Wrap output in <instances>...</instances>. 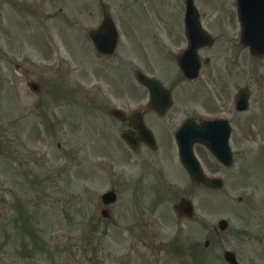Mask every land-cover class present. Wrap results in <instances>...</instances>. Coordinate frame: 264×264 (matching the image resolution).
Wrapping results in <instances>:
<instances>
[{
    "label": "rangeland",
    "instance_id": "obj_1",
    "mask_svg": "<svg viewBox=\"0 0 264 264\" xmlns=\"http://www.w3.org/2000/svg\"><path fill=\"white\" fill-rule=\"evenodd\" d=\"M0 2L4 3L2 12L6 18L11 14L9 4ZM53 2L50 0L49 5ZM103 2L112 8L113 16L117 14L115 20L122 34L116 55L109 59L99 58L88 37V31L100 26L102 21L100 0H66L62 15L52 14L45 29L41 10L35 11L39 14L35 21L41 18L39 23L43 26L35 28L32 45L35 51L31 60L40 70H50L49 62L54 66L51 70L56 69L50 72L51 80L68 93L60 102V110H37L29 105L19 112L13 109L12 91L19 86L11 84L15 80L11 75L14 64L0 55V89L4 93V100H0V137L4 144L0 159V264H225L223 253L232 249L245 264H264V59L252 58L242 48H239V66L234 71L241 72L243 83L254 77L252 90L256 110L260 113L261 133L253 143L239 146L244 153L227 171L225 194L195 192L197 217L189 224L193 233L177 234V217L165 203L154 216L147 215L143 219H151L152 223L158 221L153 223L160 232L157 237L143 236L146 229L129 207L120 208L123 217L113 226L108 221L98 226L92 219L95 212L101 217L100 211L97 212L98 202L102 194L109 191V166L117 165L120 173L128 170L131 182H141L134 177L140 164L123 163L125 152H104L106 141L98 138V134L106 126H102L105 117L94 122V108L89 104L94 101L93 92L100 88L103 92L115 93V100L109 102L123 103L118 100L120 97L131 105L141 102L145 90L136 80L135 72L146 70L141 62L142 50L146 48L144 39H148L150 31L156 35L155 39L165 37L163 21L144 25L140 18L142 0ZM207 12L210 15V10ZM11 15L16 17V24L20 23L23 15L14 12ZM13 23L9 26L14 32L16 24ZM143 26L146 36L142 34ZM19 44L27 52L26 44ZM49 49L51 54L45 52ZM234 63L230 61L232 67ZM152 64L164 67L163 61L157 58ZM9 91L11 98L10 93H6ZM104 96L100 95L104 98L100 100L102 103L106 101ZM77 98H83L82 109ZM17 113L22 119L20 130L14 127ZM78 120L81 126L75 132ZM94 123H98L97 128ZM17 134L20 142V156L15 157L17 164L28 152H37L31 178L25 166L15 165ZM94 136L99 142L95 147ZM64 139L65 147L58 148V142ZM111 141L114 146L113 137ZM77 146L81 149L79 155L74 152ZM246 148L254 150L249 153ZM17 218L20 221L17 222ZM221 219H227L230 226L217 235L214 226H218ZM132 223H137L138 227L133 228ZM130 225L135 230L134 237L126 231ZM106 226H111V231L104 234ZM182 226L188 230L186 224ZM93 227L98 232L92 230ZM146 234L149 236V230ZM206 240H209L208 247H205Z\"/></svg>",
    "mask_w": 264,
    "mask_h": 264
},
{
    "label": "flooded vegetation",
    "instance_id": "obj_2",
    "mask_svg": "<svg viewBox=\"0 0 264 264\" xmlns=\"http://www.w3.org/2000/svg\"><path fill=\"white\" fill-rule=\"evenodd\" d=\"M2 1L9 4L11 11L9 13L22 14L24 16L22 20L25 21V23L20 21L16 24V17L14 19L11 14L4 18L2 12L4 3L0 2L2 13L0 14V55L2 58L13 61L15 70L11 75L15 80L11 84L19 85L15 91H12L14 94L13 109L19 112L21 108L29 105L37 110H60L62 106L60 102L67 93L65 88L56 87L57 82L51 80L52 73L50 72H54L56 69L48 70L45 68L40 70L31 60V57L34 56L33 52L35 51L32 45L35 43L36 36L37 22H35V16L38 14L35 12L36 9L41 10V14L45 18L44 26H48L47 22L52 14L62 15L64 7H66V0H52L54 1L53 7L49 5L50 0ZM142 1L140 18L144 25H155L157 22L163 21L165 32L164 38L155 39L156 35L150 31L148 39H144L147 43L142 57L145 71L149 75L161 79L164 86L170 89L173 102L167 108L163 104L151 103L150 94L146 88H143L145 91L142 101L136 106L124 102V97L118 98L120 101L123 100V103L109 102L110 99L115 100V96H113L115 93L112 95L103 92L101 89L93 93L94 115L96 116L94 121H100L99 116L105 117L102 119V126H106L102 127L98 134V138H103V142L106 141L105 146H102L104 152L107 154L112 151L113 154L125 152L123 163H132L135 166L140 164L141 168L138 169V174L134 177L140 179L141 182L139 184L131 182L130 173L123 169L124 167L121 168L123 172L120 173L117 165L116 167L112 165L111 168L109 166V173L111 174L110 187L107 192L113 193L114 199L107 204L101 198L98 202L97 211H100L101 217L97 216L95 212L92 219L98 226H101L103 221H108L113 226V224L120 223V219L123 217L120 208L129 207L130 212L137 216L139 222L142 221L141 224L146 229L143 236L157 237L160 232L153 223L156 224L158 221L154 220L152 223L151 219L150 221L143 219L147 215L154 216L165 203L172 207L177 217L179 226L177 234L186 232L190 234L192 229H189V224L194 222L195 218L181 217L178 212L176 213L174 207L183 199L194 201L197 190L204 192L214 190L193 179L185 168L180 158L177 133L182 129V126H185L184 124H187L184 133L187 132L189 135L185 137L186 139L193 140V138L201 137L203 133L202 137L215 142L216 148L220 149L221 152H224L227 147L230 148L233 154V166L228 168L214 157L209 147L199 142L193 145V151L201 162L205 176L209 178L222 176L225 186H227V171L235 166L237 157L244 153L242 146L246 143H253L261 133L259 127L260 113L256 110L252 90V86H255L254 77H250L249 81L243 83L241 72L234 71L239 66V48L248 51L252 58L258 60L264 59V55L252 54L251 50L242 42V24L239 18L238 0H195L203 33H191L190 36H198L194 40L189 38L185 21L187 0ZM207 10H210V15ZM114 18L118 19L116 13ZM13 21L16 24L14 32L9 26L14 24ZM20 32H22L21 36H19ZM145 32L146 28L143 26L142 34L144 36H146ZM19 42L22 45L26 44L27 52L24 47L20 46ZM193 42L202 45L196 52L194 51V55L196 53L200 64V77L195 81H187L178 66V59ZM45 52L51 54V49ZM113 57L104 56V58ZM156 58L158 61H163L164 67L152 64ZM63 61L66 63L64 58ZM230 61L235 62L233 67L230 65ZM150 69L153 71H148ZM160 74H163L164 77L161 78ZM33 83L38 84V87L35 88L38 92L32 90ZM180 85L183 87L180 88ZM102 94L106 95V97L104 96L106 101L103 103L100 102L104 99L100 97ZM21 95L24 96L21 97ZM240 96L244 97L240 99ZM243 98L248 101L246 110H241L238 107L239 101L240 106L244 105ZM49 104L51 106L48 109ZM217 120L218 122H215ZM140 122L145 124L152 136L141 134L138 127ZM14 123V127L20 130L22 119L19 113H17ZM97 124L95 123V128H97ZM125 136L133 140L134 148L125 140ZM94 137L96 140L97 137ZM112 137L115 140L114 146L111 141ZM18 138L17 134L14 143L16 144L14 148L15 165L17 164L15 157L20 156ZM63 142H66V139L58 142V148L63 149L65 147ZM96 142L91 145L95 147L99 143L98 140ZM246 150L252 153L254 148H246ZM75 152L79 155L81 153L80 147L78 150L75 149ZM20 158L17 167L25 166L32 176V166L35 165L33 158H36V152H28L25 158ZM73 158L77 162V157ZM62 172H65V169ZM130 216L134 219L132 214ZM184 224L188 228L186 231L184 230L185 226H182ZM132 225L134 228L137 223H132ZM111 226H106L107 230L103 231L104 234L111 231ZM128 229L126 231L134 237L136 235L135 230L132 229L131 225ZM147 230H149V236L146 234ZM188 249L190 250V248Z\"/></svg>",
    "mask_w": 264,
    "mask_h": 264
},
{
    "label": "water",
    "instance_id": "obj_3",
    "mask_svg": "<svg viewBox=\"0 0 264 264\" xmlns=\"http://www.w3.org/2000/svg\"><path fill=\"white\" fill-rule=\"evenodd\" d=\"M249 2L248 3H245V9H244V11H243V16L245 15L246 17H247V19L249 20V22L250 21H252L253 20V18H254V16L257 14V13H262V12H264V0H260V2H258V3H252V1L253 0H248ZM261 1H263V2H261ZM256 5H260V8L261 9H259V10H257V8H256ZM255 8H256V12H255ZM255 13V14H254ZM108 23H110V21L108 22ZM248 23V22H247ZM91 36H92V38H94V40H95V42L97 41V34H95V33H91ZM98 42V41H97ZM137 77H138V79L140 80V81H142V82H145V83H147L152 89H157V87H158V85H155V82H153V81H151V80H147V78L143 75V74H141V73H138L137 74ZM183 158L185 159V162H186V164L188 165V157L187 156H183ZM195 174H196V176L198 175V174H200V173H198V172H195ZM227 226V224H226V222H223V223H221V227H226ZM227 259H228V261H230L232 264L234 263H236V262H234V260L229 256V255H227Z\"/></svg>",
    "mask_w": 264,
    "mask_h": 264
}]
</instances>
